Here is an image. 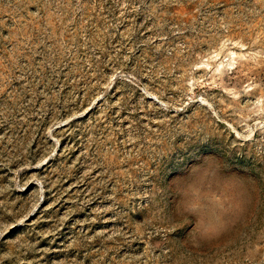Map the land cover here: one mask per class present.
I'll return each instance as SVG.
<instances>
[{"label":"rangeland","instance_id":"obj_1","mask_svg":"<svg viewBox=\"0 0 264 264\" xmlns=\"http://www.w3.org/2000/svg\"><path fill=\"white\" fill-rule=\"evenodd\" d=\"M0 264H264V0H0Z\"/></svg>","mask_w":264,"mask_h":264}]
</instances>
